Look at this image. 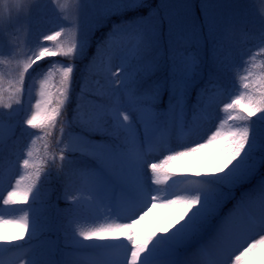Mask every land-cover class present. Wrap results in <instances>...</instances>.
Listing matches in <instances>:
<instances>
[{"label":"snow or ice","instance_id":"obj_1","mask_svg":"<svg viewBox=\"0 0 264 264\" xmlns=\"http://www.w3.org/2000/svg\"><path fill=\"white\" fill-rule=\"evenodd\" d=\"M53 3L0 0V56L16 62L12 91L5 96L0 87V183L17 164L25 170L6 195L0 192V209L27 202L17 219H6L0 210V224L20 226L15 236L0 234V254L18 253L63 230V247L48 241L50 256L52 250L88 247L99 253L98 264H246V257L264 264V71H255L257 57H264V15L238 30L229 16L234 0H78L74 18L62 20L59 31L42 40L29 34L21 42V17L31 30L49 9L57 11ZM65 24L67 42L47 46L65 32ZM240 45L244 50L237 52ZM105 51L112 55L101 77L94 68ZM57 57L64 58L60 67ZM114 58L119 62L113 64ZM36 76L43 77L39 99L30 115L21 116L31 98L27 81ZM221 92L235 98L216 105L217 111L239 123L225 133L221 122L197 132L190 143H177L190 117L206 114L211 120ZM25 137H34L33 145L44 137L52 141L59 155L53 151L46 171L38 158L30 159L34 151L22 143ZM210 146L219 157L214 170L184 178L186 194L164 199L177 207L170 223L160 230L138 229L157 202L160 189L153 185L161 184L162 166ZM157 148L171 154L150 162ZM52 178L62 188L64 208L51 199ZM230 201L233 207L223 213ZM85 205L104 206L129 222L77 232L73 225ZM206 238L216 258L201 261ZM26 264L67 262L32 255Z\"/></svg>","mask_w":264,"mask_h":264},{"label":"rangeland","instance_id":"obj_2","mask_svg":"<svg viewBox=\"0 0 264 264\" xmlns=\"http://www.w3.org/2000/svg\"><path fill=\"white\" fill-rule=\"evenodd\" d=\"M26 2L30 3L32 0H26ZM158 2V0H156ZM235 7L230 10L229 16L231 19L232 24H239L240 22H251L253 23L256 21L259 16L264 15V4L260 3V0H254L250 2V0H234ZM78 4V0H54L52 5L57 11L53 12L51 9L48 10L47 17L40 21H33L31 25V30L29 29V24L26 22L25 17H21V24L22 27L20 29V40L23 42L25 39L29 37L31 34V38L33 40L39 38L42 40L43 35H51L54 31L60 30V24L62 20H72L74 18V14L76 11V5ZM26 11V10H25ZM57 12L59 15H57ZM65 32L61 34L60 37H57L55 41H46L44 42L49 47H55L56 43L59 42L64 44L67 42V30L70 25L65 24ZM99 39V36L94 37L93 46L91 52H94L93 49L96 45V40ZM118 44L117 42L113 43V47H116ZM244 45H240L237 49V52L244 50ZM254 52H258L259 50L256 48L252 49ZM112 55L111 51H105L97 60L96 66L98 69L101 70V77H103L106 72L107 68L109 67L108 58ZM238 58V56H237ZM20 60H24L23 56L18 57ZM62 57H57V67H60L59 61L63 60ZM0 87L4 89V94L7 96L11 91L12 88L16 84V72L15 66L16 62L12 61L9 63L8 57L0 56ZM119 61L115 58L113 59L112 63H118ZM255 63L258 67L255 69L257 73L264 71L259 65L264 63L263 57L258 56ZM82 67V66H81ZM114 70V69H113ZM244 74V73H240ZM42 76H36L33 79L27 81V83L31 86V98L25 99V111L21 113V116L30 115L32 106L35 105L36 100L39 99V85ZM78 78V74H77ZM238 78V77H237ZM59 77L55 76L52 83L53 85L56 84ZM230 79V77H229ZM54 90V89H53ZM238 94V93H236ZM235 96H228L224 95L223 92L218 93L216 97V102L213 105L212 111V118L209 120L206 114H202L199 119H195L190 117L192 121L190 126L183 130V132H178L176 134V142L177 143H190L192 140L197 139L196 133L199 132L203 134L205 131L214 130V126H219L221 122H223L222 131L227 133L230 129L235 127V124L239 123V121H230L227 120V114L223 112H219L216 109V105H222L223 102H230V99H234ZM244 107H247V104L241 102ZM15 106V105H14ZM2 110V109H0ZM235 113H233L234 115ZM59 127V126H58ZM42 135V134H41ZM34 137H25L22 143H27L32 150L34 151V158H38V162L43 166L41 160V152H42V145L50 144L53 146L52 141L50 138L44 137L41 143V140H37L36 143L33 145L31 143ZM227 135L224 137V140L227 141ZM50 146H48L49 148ZM28 149H24L26 152ZM182 150V149H179ZM54 150L50 151V154L53 153ZM171 152L167 151L164 148H157L151 157H149L150 162H159L163 159L164 155H170ZM59 155V154H58ZM79 155V154H78ZM219 162L218 152L213 147H208L202 149L198 153L189 154L184 157H179L172 161H169L167 164L163 165L161 168V184L160 185H153V187H157L160 189L158 193H155L158 197L157 202L154 206L148 208L147 212L144 215V221L138 225V229L145 230L148 228L160 230L163 227L167 226L170 223L171 219L175 211L177 210L176 206L168 207L164 204V199L167 198H175V195H185L186 193L183 192V189L188 187L187 183L184 182V178L194 179L197 177H204L209 172L213 171L216 165ZM163 173H168L171 177L175 179V183H173L172 179L165 180ZM25 175V170L20 168L17 164L14 166L11 171H6L4 180L0 183V192H4L6 195V190H10L9 184H15L17 179H20L21 176ZM150 176V171L148 172ZM43 178V177H42ZM26 181H21V187L23 188ZM47 187L54 188L55 191L51 193V199L54 203H58L60 208H64L67 206V202L63 199L62 196V188L54 178L51 180V184ZM239 194V190L237 192ZM57 197H60L57 200ZM235 203V201H230L227 204V207ZM27 206V202L19 201L18 204L9 206L3 209L6 219H17L23 213L19 211L20 208H25ZM231 207V208H232ZM223 214V213H222ZM129 222L128 219H118L114 215L108 214V209L104 206H90L85 205L81 217L76 224L73 225L78 231H91L99 227H105L109 224L113 223H125ZM20 226L16 223H5L0 224V234H4L7 236H15L19 233ZM71 233L69 232V235ZM25 238H27V233H25ZM65 238V232L63 230L57 232L55 236H50L45 234L41 237V240L31 246H26L25 248L19 250V252H11V253H3L0 254V259L5 261V264H26V260L30 258L32 255H35L37 258L41 260H46L49 258L56 259V260H64L67 264H98V261L101 259L99 253L92 249V248H67L61 252H55L52 250V254L50 256V247L48 241L52 239L58 240L61 247H63ZM93 242L97 240L94 236L92 238ZM23 243V241H21ZM86 245L91 243L89 241L84 242ZM205 244H207V248L204 250L203 253L200 254L199 259L201 261H207L216 258V250L211 247V240L210 238H206ZM184 250L181 249V253L183 254ZM27 253L28 256L24 254ZM261 254V250L258 249L255 257L258 258ZM254 258L246 257L245 261L246 264H252Z\"/></svg>","mask_w":264,"mask_h":264},{"label":"trees","instance_id":"obj_3","mask_svg":"<svg viewBox=\"0 0 264 264\" xmlns=\"http://www.w3.org/2000/svg\"><path fill=\"white\" fill-rule=\"evenodd\" d=\"M252 24L253 23H251V22H240L239 24H233L238 30L239 29H243V28H245V27H251L252 26ZM93 51L95 52L96 51V47H94V49H93ZM93 52V53H94ZM102 57V56H101ZM263 60H264V57H263ZM97 62H98V60H97ZM94 72L95 73H99V75L100 76H102L101 75V70L100 69H98V67L96 66L95 68H94ZM90 83H91V81H90ZM85 116H87L88 114H89V110L88 109H85ZM48 138V137H47ZM41 143L43 144L44 142L41 140ZM46 145V144H45ZM48 145V144H47ZM48 146H50L49 148H47V150L45 149V146L44 145H42L41 147H42V152H41V160H42V164H43V166L41 167L42 168V170H44V171H46L47 170V168L45 167V165L47 164V161L48 160H50V158H51V154H50V151L51 150H54V151H56V154L58 155L59 153H58V151L54 148V146H52V145H48ZM231 206L232 205H230L229 206V208L227 207V205L224 207V209H223V212L224 211H228L229 209H231Z\"/></svg>","mask_w":264,"mask_h":264}]
</instances>
